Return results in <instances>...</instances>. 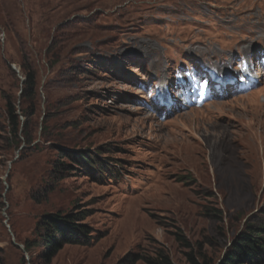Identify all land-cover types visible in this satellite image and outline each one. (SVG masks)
Returning a JSON list of instances; mask_svg holds the SVG:
<instances>
[{"label": "rangeland", "instance_id": "obj_1", "mask_svg": "<svg viewBox=\"0 0 264 264\" xmlns=\"http://www.w3.org/2000/svg\"><path fill=\"white\" fill-rule=\"evenodd\" d=\"M250 48L264 0H0V264H224L264 229V83L163 119L140 84Z\"/></svg>", "mask_w": 264, "mask_h": 264}, {"label": "trees", "instance_id": "obj_2", "mask_svg": "<svg viewBox=\"0 0 264 264\" xmlns=\"http://www.w3.org/2000/svg\"><path fill=\"white\" fill-rule=\"evenodd\" d=\"M29 85H33V80L31 77L28 79ZM8 117L10 120L12 134L17 137V133L20 131L21 123L16 116V111L14 108L9 106ZM93 159L88 154H79V161L83 164H88L89 166H94L95 163ZM85 216L79 218H73L71 221L64 220L62 217L55 216L49 217L45 221V226L52 233L60 234L63 238L62 244H78V241L74 238L75 234L86 233V228L76 222L83 220ZM48 230V231H49ZM264 234V229H259L256 234L246 236L242 238L236 245L234 255L230 256L224 264H242L243 260L256 257L257 253L264 250V245L262 244V236ZM43 241L48 244L50 248L49 258L54 256L60 249L61 244L55 242L50 236L44 237ZM147 264H171L168 257L164 254L159 255V259H147Z\"/></svg>", "mask_w": 264, "mask_h": 264}]
</instances>
